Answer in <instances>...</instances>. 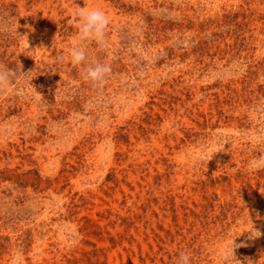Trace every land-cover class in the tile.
I'll return each mask as SVG.
<instances>
[{
	"label": "rangeland",
	"instance_id": "1",
	"mask_svg": "<svg viewBox=\"0 0 264 264\" xmlns=\"http://www.w3.org/2000/svg\"><path fill=\"white\" fill-rule=\"evenodd\" d=\"M4 65L0 264H264V0H0Z\"/></svg>",
	"mask_w": 264,
	"mask_h": 264
},
{
	"label": "clouds",
	"instance_id": "2",
	"mask_svg": "<svg viewBox=\"0 0 264 264\" xmlns=\"http://www.w3.org/2000/svg\"><path fill=\"white\" fill-rule=\"evenodd\" d=\"M68 23L77 27L75 43L68 52L70 64L73 67L86 65L82 71L83 81L95 89H102L111 74V66L89 61L87 47L93 41L101 47L107 46L105 30L110 23L108 16L100 8L82 7L80 11L72 13ZM59 60L62 62L64 57H59ZM14 75L15 72L9 70L6 65L0 67V90L6 88L12 82ZM248 170L253 172L264 171V153L257 155L250 162ZM255 232L258 233L256 236L258 237L260 235L259 231ZM175 264H191L190 254L185 251L180 252L176 257Z\"/></svg>",
	"mask_w": 264,
	"mask_h": 264
}]
</instances>
